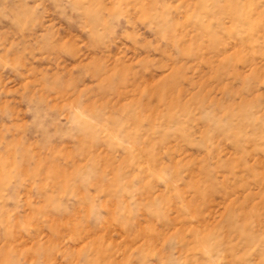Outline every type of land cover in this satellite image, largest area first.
<instances>
[{"label":"rangeland","instance_id":"374dc122","mask_svg":"<svg viewBox=\"0 0 264 264\" xmlns=\"http://www.w3.org/2000/svg\"><path fill=\"white\" fill-rule=\"evenodd\" d=\"M72 3L0 0V264H264V0Z\"/></svg>","mask_w":264,"mask_h":264},{"label":"clouds","instance_id":"9594fccd","mask_svg":"<svg viewBox=\"0 0 264 264\" xmlns=\"http://www.w3.org/2000/svg\"><path fill=\"white\" fill-rule=\"evenodd\" d=\"M49 5L51 6V11L49 10ZM40 6L43 7L46 16L55 18L58 13L71 9L73 3L72 0H40ZM136 6L135 0H127L128 9H134ZM41 111L44 112L46 109L41 108Z\"/></svg>","mask_w":264,"mask_h":264}]
</instances>
